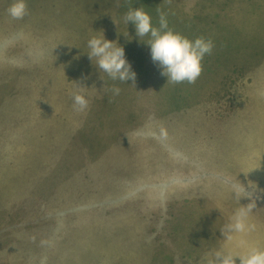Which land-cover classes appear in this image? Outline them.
<instances>
[{"label": "rangeland", "instance_id": "obj_1", "mask_svg": "<svg viewBox=\"0 0 264 264\" xmlns=\"http://www.w3.org/2000/svg\"><path fill=\"white\" fill-rule=\"evenodd\" d=\"M13 2L0 0V264L243 253L239 234L229 242L221 230L251 201L223 177L256 185L245 239L264 246V0H26L22 20L9 16ZM130 8L212 39L194 84L161 75L150 37L124 20ZM103 35L124 48L134 82L90 59L88 41Z\"/></svg>", "mask_w": 264, "mask_h": 264}, {"label": "clouds", "instance_id": "obj_2", "mask_svg": "<svg viewBox=\"0 0 264 264\" xmlns=\"http://www.w3.org/2000/svg\"><path fill=\"white\" fill-rule=\"evenodd\" d=\"M167 2L170 3V0ZM7 11L13 20H22L28 14L26 0H14ZM124 20L127 24L131 21L135 25L136 35L139 38L150 37L147 44L150 45L151 59L162 69L161 75L166 76L168 82L187 81L189 84L196 82L203 71V58L211 54L214 48L212 39L201 36L193 41L175 32L169 28L164 12H160L158 27L153 26L150 15L143 8H130ZM88 47L90 59L96 58V66L112 80L135 81L136 73L132 71L131 64L126 60L122 46L105 39L103 35L92 37L88 41ZM111 91L114 95L120 93L118 87L112 88ZM73 101L78 111H83L88 107V100L80 92L73 93ZM222 183L229 188L239 202L242 198H248L251 201L237 208L221 230L222 237L229 242L233 241L235 234H239V246L245 248L246 251L239 253L222 247L211 252L205 264H237V258L239 264H264V246H249L245 239L247 235L256 231V224L250 221L251 213L256 209V200L261 198L257 195L256 185L249 182L248 187L252 190L248 191L237 179L233 181L230 177H223Z\"/></svg>", "mask_w": 264, "mask_h": 264}]
</instances>
